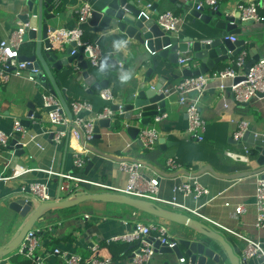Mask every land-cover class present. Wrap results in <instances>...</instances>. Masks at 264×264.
<instances>
[{
    "label": "crops",
    "instance_id": "crops-1",
    "mask_svg": "<svg viewBox=\"0 0 264 264\" xmlns=\"http://www.w3.org/2000/svg\"><path fill=\"white\" fill-rule=\"evenodd\" d=\"M38 3L39 0H33ZM139 2L140 8L150 4H156L159 13L171 11L174 14L182 15L183 20L178 30L171 34L179 41V58L190 59L191 69L198 67V62L192 58L188 51L187 39L211 40L219 34L214 28L217 16L220 14L238 16L235 10V2L243 3L257 2L260 20L255 21L251 26H243L241 22L237 27L241 34L236 35L237 39H245L246 42L254 43L259 54L264 52V0H219L217 10L207 6L201 9V13L209 17L203 22L199 17L192 14L195 9L196 0H176L175 3L169 0H135ZM81 0H60L54 7L53 1L49 4L56 14L55 20L50 24L55 29L73 28L77 25L78 8ZM25 0H0V37L8 38L14 29L20 25L17 15L26 12ZM143 10V9H142ZM152 10L151 17H156ZM84 36L87 41L94 36L103 52V59L116 60L114 70L113 64L106 62L104 68L108 74V87L111 88L117 102L122 101L123 88H133L137 83L136 91L142 85L143 73L150 66L149 54L144 48L137 47L136 42L120 34L115 27L100 28L92 27L86 23ZM91 42V41H90ZM247 43L244 49L247 51ZM31 41L22 43L20 54L30 55ZM68 46L64 45L63 49ZM140 50V51H139ZM141 52L144 53L142 58ZM237 56L227 61L218 63L213 71L221 70L232 65ZM147 58V59H144ZM248 59V58H247ZM167 66L168 81L174 84L183 78L184 68L178 63H170L167 59H161ZM122 62L123 66H119ZM90 66V65H89ZM51 74L58 80V84H50L46 78L47 85L37 83L27 78L24 71L21 76L9 75L6 81L0 80V129L6 133L12 131L14 119L28 120L24 132L15 134V137L22 143V154H15L11 148L0 147V177L17 175L9 180H0V246L10 242L18 233L29 215L22 217L12 211L8 205L16 198L32 200L36 206L40 203L31 194L21 191V186L30 182H47L52 201L60 197L58 186L60 178L55 175L48 176L41 169H52L60 173H73L76 176L92 181H99L107 184L121 186L125 183V175L118 169V162L122 159L140 160L144 164L143 173L147 178L157 176L159 180L158 196L163 199H171L174 196L173 186L186 181L190 176H196L198 181L208 188L209 194L195 200L192 196L176 194V200L189 208H198V211L207 217L217 220L224 225L235 228L242 234L258 239L264 243V229H257L254 220L257 214L254 202V186L256 177L259 174H252L237 179H226L218 175L235 174L247 170H257L255 159L259 155L254 151L255 146L264 147V96L253 98L248 102H237L229 89H220L223 84L228 86L230 79L210 80L206 90L199 98V110L206 121V131L202 141H196L185 133L187 126V115L184 106L178 104L175 96L166 98L164 117L158 127L163 138L164 145L157 140L150 155H144L145 150L127 134L121 119L118 115L110 122V126L99 127L95 138L86 144L78 143L70 139L72 152L67 149V139L62 148H57L52 140V132L55 129L47 120L46 110L42 108L41 94L46 90L61 95L66 104L72 100H88L92 104V112L86 113L92 116L93 113L103 109L106 102L102 100L98 91L88 92V86L81 78L83 70L73 61L68 67L61 69L52 67ZM173 74L174 76H171ZM96 82L103 79V73L99 68L93 69ZM121 85L116 92L114 86ZM56 88V89H55ZM56 96H58L56 94ZM33 104V113L39 117H28V103ZM156 104L143 108V110H154ZM162 114V113H161ZM158 114V115H161ZM154 117L150 119V125L154 124ZM246 120L251 130L259 133L254 137L251 133L241 140L233 138V132L237 128L238 121ZM51 136V137H50ZM11 141V140H10ZM247 150V152H246ZM81 156L85 164L81 168L74 165V156ZM175 159L180 165L172 169L167 165L168 159ZM87 161L91 162L90 167L85 170ZM211 168L212 171L206 168ZM30 171L25 172V170ZM206 169V170H205ZM23 172V173H22ZM108 192L102 188L80 184L76 194ZM229 205H225V203ZM243 204L246 211L243 214H235V206ZM173 209L164 204H158ZM43 214V219L36 224L39 229L37 234L38 246L31 256L19 255L22 260L18 261L11 256H1L0 264H66L56 253L59 248L69 254H77L83 258L90 257L93 252L91 246L97 244V254L101 257L110 258L108 264H134L132 257L136 247L135 243L112 242L106 243V239L114 234L123 233L133 228L136 221L158 222L164 224L168 234L176 238L178 232L188 231L186 227L174 226L173 223L149 216L137 219L135 210L129 209L120 204H110L94 200H86L71 208L50 209ZM188 214L183 209H174ZM227 234V233H226ZM230 245L233 250L243 248V243L236 240L229 234ZM239 252V257H240ZM21 254V253H20ZM23 254V253H22ZM18 257V259L20 258ZM26 258V259H23ZM157 255L153 259L156 264ZM185 258V257H184ZM206 264H215L208 261Z\"/></svg>",
    "mask_w": 264,
    "mask_h": 264
},
{
    "label": "built area",
    "instance_id": "built-area-1",
    "mask_svg": "<svg viewBox=\"0 0 264 264\" xmlns=\"http://www.w3.org/2000/svg\"><path fill=\"white\" fill-rule=\"evenodd\" d=\"M52 1L54 7L60 2V0ZM204 6L212 10H217L219 0H196L194 8L196 10H201ZM150 7V4L145 5L144 8H142L143 10L141 9L140 15H143L146 19L150 18V13L152 11ZM258 7L259 4L257 2L243 3L236 1L235 10L237 11V19L239 22L247 20H253L254 22L259 21L260 16ZM91 11L92 7L90 0H81L78 8L77 25L73 28L55 29L48 34V40L51 48L58 50H63L64 45H69L73 42L74 46L70 53L73 54L77 48H80L82 54L87 53V56L83 58L86 59L88 65L97 67L99 60L103 58L101 47L97 42L86 41L83 38V26L87 23ZM155 20L163 31L172 34L178 30L183 16L174 14L171 11H164L156 15ZM26 26L27 24H20L13 30L8 38L0 37L1 81H6L10 74L21 76L25 70L28 71L27 78L32 81L35 80L31 72L35 74L37 71L35 69L31 71L27 70L25 68L27 62L19 60L22 36ZM228 38L231 41L236 39L234 36H229ZM209 41L210 40H206V42ZM247 58L248 51L243 49L238 53L236 59L229 67L211 73L183 76L180 81L169 84L162 89L166 97L175 96L178 104L184 106L187 115L185 133L188 137L196 141H202L204 139L206 121L200 114L199 98L206 90L210 80L222 81L224 79H230L231 82L228 86L221 84L219 88L224 89L227 87L234 99L239 103L248 102L253 98H257L260 93L264 92V56L255 61L245 72L244 65ZM178 63L183 68L191 69L190 59L178 58ZM118 65L121 67L123 63L118 62ZM240 76H242V78L236 81V78ZM193 91H196V94L191 95L190 93ZM98 95L106 102L102 110L93 113L92 116H87L86 113L92 112V104L88 100H72L68 104V109L71 114V117H69L61 101L55 94L48 90L41 94L42 108L46 110L47 120L50 125L55 127L52 132V140L56 144L62 142L64 139H67L68 142L70 139H73L78 143H89L95 138L94 126L96 121L105 118L112 121V119L121 112L113 111L111 108L112 105H118V108H120L121 102L116 101L110 87L107 86L100 89ZM164 117H166L165 113L156 115L154 117V124H149L148 126L140 128L137 138L141 142L144 150L151 151L154 149L160 135L159 129L156 127L155 123H159ZM23 132L24 127L20 123V120L14 119L12 131L10 133H6L0 129V147H7L10 140L14 139L15 134L19 135ZM246 132L251 133L254 137L260 135L251 130L248 121L240 120L238 121L237 128L233 132V138L235 140H241ZM84 164L85 159L81 156H74L75 167L81 168ZM167 165L172 169L180 167L173 158L167 160ZM144 167L143 162L140 160H120L118 162V169L125 175V183L121 186L88 180L76 176L71 172L60 173L52 169H41V171L48 176L55 175L60 178L58 192L65 197L75 195L79 190L80 184H90L107 190L108 192L121 193L127 196L149 200L157 204H164L173 209L186 210L191 214V217L241 241L243 243V248L240 252V260L254 259L256 264H264V243L262 241L246 236L235 228L224 225L200 213L198 208L186 207L176 200V194L192 196L195 200L209 194L208 188L202 185L196 176H190L186 181L174 185V196L171 199H163L158 196L159 180L157 176L154 175L146 178L143 173ZM27 171H30V169L25 170V172ZM16 176L17 175L0 177V180H9ZM21 191L31 194L39 202L52 201L47 182H30L26 185H22ZM254 202L257 210L254 226L257 229H264V178L260 176L256 177L255 180ZM225 205H229V203L226 202ZM234 211L236 215H239L243 214L246 208L243 204H238L235 206ZM39 231L40 230L36 227L29 229L22 242L17 247V252L31 256L38 246L37 234ZM155 241H159L161 245L167 246L168 248H174L177 245V238H173L168 234V229L164 224L150 221H136L132 229L123 233L111 235L106 239V243L108 244L112 242L135 243L136 247L132 257L134 264H153V259L156 255L155 248L153 247ZM90 249L93 254L88 258H83L77 254H69L59 248H55L53 251L59 255L66 264H108L110 262V258L101 257L97 254V244L92 245ZM179 261L185 262V258L182 257Z\"/></svg>",
    "mask_w": 264,
    "mask_h": 264
},
{
    "label": "water",
    "instance_id": "water-1",
    "mask_svg": "<svg viewBox=\"0 0 264 264\" xmlns=\"http://www.w3.org/2000/svg\"><path fill=\"white\" fill-rule=\"evenodd\" d=\"M169 1L176 2V0ZM51 2L52 0H39L38 3H35L33 0H25L27 10L18 14L17 18L21 24H27L24 28L22 43L31 41L32 45L30 46V55L20 54L19 60L27 62L25 67L27 70L31 71L35 69L37 71L35 74L31 72V74L35 77L37 83H41L44 86L47 85L45 82L46 78L49 79L50 84L54 85V87L58 84V80L51 74L50 70L52 67L61 69L63 66L68 67L73 61H76L78 66L83 70L78 80L81 78L84 80L88 86V92L99 91L107 87L109 83L108 74L103 66L108 62L113 64L111 69L114 70L117 64L116 60H106L103 58L99 60L97 68L103 73V79L96 82L94 77L87 71L89 65L86 59L83 58L87 56V53L82 54L80 48H77L73 54L70 53L74 46L73 42L63 50L51 48L48 34L53 32L55 28L50 24V21L56 18V14L52 11L51 6H49ZM90 4L92 11L87 20L88 25L100 28L115 27L120 34L134 40L137 47L140 46L151 54L149 59L151 64L143 73L141 87L132 93L130 100L127 102L122 99L120 108H118V105L111 106L113 111H121L118 114V118L123 123L126 122L124 129L130 138L134 140L137 138L140 128L150 124L151 117L165 112L167 97L163 94L162 89L168 86L170 82L168 81L169 74L167 75L166 72L167 66L161 59H167L170 63H177L180 43L177 38L171 36V33L163 31L156 23L154 17L146 19L143 15H140L141 8L139 2L135 0H90ZM156 7V4H154L150 7V10H153L154 14L158 15L159 12L156 10ZM201 12V10L194 9L192 14L195 17L200 16L199 18L203 22L208 23L209 17ZM215 14L217 19L215 20L214 28L220 31L216 37L209 42L190 37L187 41H183L185 43L188 42V51L192 53V58L198 62L196 69L184 68V76L207 73L213 70L218 63L237 56L244 49L247 43L245 39H237L235 37L236 39L231 41L228 38L229 36H235V34H241V29L237 27L239 20L231 15L220 14L219 11L215 12ZM207 19L208 21H206ZM253 23V20L241 22L243 26H251ZM247 45L249 50L248 59L244 65L245 72L255 61L264 56V52L262 54L257 52L254 43L248 42ZM141 55L143 58L144 53L141 52ZM171 76L174 75L171 74ZM241 78L242 76L236 78V81ZM52 93L58 95L57 97L61 101L64 110L71 117L68 105L61 95L54 91ZM190 94H196V91ZM259 96L263 97L264 92L260 93ZM152 104H156L157 108L154 110H143L144 107ZM27 106L29 107L28 117H39L33 113L34 108L32 103L29 102ZM110 122L108 118L96 121L94 126L95 134H98L100 126L108 128ZM20 123L25 127L28 124V120H21ZM246 136H248V132L244 134L243 138ZM137 142L142 146L138 139ZM158 142L162 146L164 145L163 138H158ZM66 144L68 151L73 153L74 150L71 143L68 142ZM64 145L65 141L56 144V147L60 149ZM8 147L15 154L23 153L22 143L16 138L10 141ZM254 151L259 153L255 159V164L259 167L257 170H247L245 172L218 176L226 179H237L252 174H259L260 177L264 178V147L255 146ZM127 160L132 159L127 158ZM90 165L91 162L87 161L85 170ZM206 169L212 171L210 167ZM86 200L124 205L135 210L137 219L145 218L149 220L147 216H153L188 228L190 230L189 233L183 232L178 234L176 237L177 245L174 248L161 245L159 241L153 243L155 254L162 256H157L156 264H206L208 261L217 264L221 260L218 248L224 252L229 264H256L254 259L240 260V249L234 251L229 241L221 232L196 218L149 200L112 192L77 193L66 198L62 196L54 201L40 202L36 206L32 200L16 198L9 203L8 207L22 217L29 216L17 235L7 244L0 246V257L17 250L26 232L31 228H35L36 224L43 219L45 212L55 208H71ZM182 257H185V262L179 261Z\"/></svg>",
    "mask_w": 264,
    "mask_h": 264
},
{
    "label": "trees",
    "instance_id": "trees-1",
    "mask_svg": "<svg viewBox=\"0 0 264 264\" xmlns=\"http://www.w3.org/2000/svg\"><path fill=\"white\" fill-rule=\"evenodd\" d=\"M87 36H84L83 38H84V40H86L87 41V39H85ZM93 40H94V36H91L90 37V39L88 40V41H91V42H93ZM94 68H97V67H91V66H88V69H87V71H88V73H90V74H93V69ZM136 84L137 83H135V85H133V88H132V90L131 89H127V90H125L124 88H123V93L124 94H122L123 95V97H122V99L125 101V102H127L128 100H130V98H131V96H132V93L134 92V90H135V87H136ZM121 87V85L120 84H118L116 87L114 86V92H116L117 91V89H119ZM68 104H69V102H68ZM144 155H150V151H148V150H145V153H144ZM124 206V205H123ZM127 207V206H126ZM127 208H129V207H127ZM129 209H131V208H129ZM49 211H51V210H49ZM151 218H156V217H153V216H150ZM19 255H23L24 256V254H20V253H18L17 252V250H15L14 252H12V253H10V254H8L7 256H11V258H13V259H16V260H22V257H20ZM18 257H20L19 259H18ZM23 259H26V258H23Z\"/></svg>",
    "mask_w": 264,
    "mask_h": 264
},
{
    "label": "rangeland",
    "instance_id": "rangeland-1",
    "mask_svg": "<svg viewBox=\"0 0 264 264\" xmlns=\"http://www.w3.org/2000/svg\"><path fill=\"white\" fill-rule=\"evenodd\" d=\"M154 219H156V218H154ZM173 225L175 226H182V225H179V224H176V223H173ZM183 227V226H182ZM184 228V227H183ZM216 230V229H215ZM217 231H219V232H221L223 235H224V237L227 239V238H229L228 236H227V234L225 233V232H223V231H220V230H217ZM190 232V230L188 229V231H186L185 233H189ZM179 234H181L180 232H178ZM219 249V252H220V255H221V257H220V262L219 263H217V264H229V262H228V259H227V257L225 256V254H224V252L220 249V248H218ZM158 257H162L160 254H158L157 255Z\"/></svg>",
    "mask_w": 264,
    "mask_h": 264
}]
</instances>
